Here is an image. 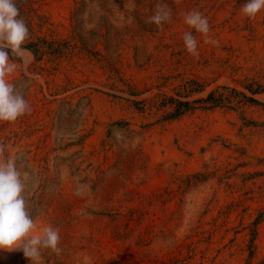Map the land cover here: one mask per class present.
<instances>
[{
  "label": "rangeland",
  "instance_id": "rangeland-1",
  "mask_svg": "<svg viewBox=\"0 0 264 264\" xmlns=\"http://www.w3.org/2000/svg\"><path fill=\"white\" fill-rule=\"evenodd\" d=\"M246 2L16 0L28 51L6 79L31 111L0 121V159L60 251L0 264H264V8Z\"/></svg>",
  "mask_w": 264,
  "mask_h": 264
},
{
  "label": "clouds",
  "instance_id": "clouds-1",
  "mask_svg": "<svg viewBox=\"0 0 264 264\" xmlns=\"http://www.w3.org/2000/svg\"><path fill=\"white\" fill-rule=\"evenodd\" d=\"M264 8V0H247L242 12L249 18H255ZM171 20V10L166 4L157 3L153 14L146 21L162 29L164 23ZM185 23L196 32L207 36L210 31L208 19L199 11L185 15ZM29 37V28L22 18L16 0H0V121L13 122L30 112L31 108L16 85L6 78L16 68L12 58H23L28 50L23 47ZM184 46L188 53L197 55V40L192 32L183 35ZM205 43H215L206 39ZM6 145L0 144V157H3ZM24 183L13 159H0V250L9 252L20 250L24 256L36 261L41 249H51L59 253V230L46 226L40 234H33L35 221L27 209Z\"/></svg>",
  "mask_w": 264,
  "mask_h": 264
},
{
  "label": "trees",
  "instance_id": "trees-1",
  "mask_svg": "<svg viewBox=\"0 0 264 264\" xmlns=\"http://www.w3.org/2000/svg\"><path fill=\"white\" fill-rule=\"evenodd\" d=\"M254 100H256V99H254Z\"/></svg>",
  "mask_w": 264,
  "mask_h": 264
}]
</instances>
